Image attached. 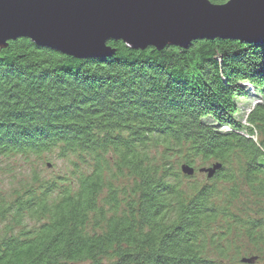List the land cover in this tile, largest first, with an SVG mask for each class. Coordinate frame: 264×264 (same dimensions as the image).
<instances>
[{"label": "trees", "instance_id": "obj_1", "mask_svg": "<svg viewBox=\"0 0 264 264\" xmlns=\"http://www.w3.org/2000/svg\"><path fill=\"white\" fill-rule=\"evenodd\" d=\"M109 45L0 48V264H264V44Z\"/></svg>", "mask_w": 264, "mask_h": 264}, {"label": "water", "instance_id": "obj_2", "mask_svg": "<svg viewBox=\"0 0 264 264\" xmlns=\"http://www.w3.org/2000/svg\"><path fill=\"white\" fill-rule=\"evenodd\" d=\"M19 38L76 59L113 56V40L135 50L215 38L264 44V0H0V48ZM220 167L199 172L212 178Z\"/></svg>", "mask_w": 264, "mask_h": 264}, {"label": "rangeland", "instance_id": "obj_3", "mask_svg": "<svg viewBox=\"0 0 264 264\" xmlns=\"http://www.w3.org/2000/svg\"><path fill=\"white\" fill-rule=\"evenodd\" d=\"M256 102H257V98L254 95H251V98L249 100H247V102L244 103V101H242V102H240V104L243 105L245 108H247V107L249 108L250 106L252 107ZM11 167L14 169L13 171H19L18 169H15L13 165ZM47 168L49 169L50 167H47ZM199 169H198V171H199ZM9 170L10 169L8 168L7 159L0 158V188H2L3 190H7L8 183L10 182V176L11 175H10ZM50 172H52V171H50Z\"/></svg>", "mask_w": 264, "mask_h": 264}]
</instances>
